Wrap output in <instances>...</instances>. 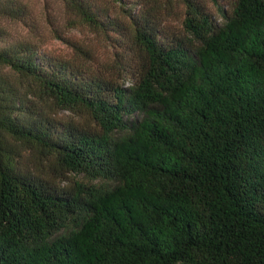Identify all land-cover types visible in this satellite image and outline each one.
<instances>
[{"label":"trees","instance_id":"16d2710c","mask_svg":"<svg viewBox=\"0 0 264 264\" xmlns=\"http://www.w3.org/2000/svg\"><path fill=\"white\" fill-rule=\"evenodd\" d=\"M61 1L130 84L0 27V264H264V0Z\"/></svg>","mask_w":264,"mask_h":264},{"label":"rangeland","instance_id":"374dc122","mask_svg":"<svg viewBox=\"0 0 264 264\" xmlns=\"http://www.w3.org/2000/svg\"><path fill=\"white\" fill-rule=\"evenodd\" d=\"M26 6L28 11V21L30 26L16 23L10 19L0 18V27L5 29L10 36L22 39L36 41L37 44L43 46L47 51L62 56L80 55L79 51L75 54V45H78L82 50L90 55L96 62L95 67L114 74L119 77V81L125 80L122 76L123 72H119L117 68L118 58L114 54L111 44L87 28L79 26L78 18L65 6L61 0H17ZM170 6L173 8V14L180 12L179 3L176 0H169ZM105 4L111 8L113 2L104 0ZM168 0H153L154 6H163ZM220 3L227 7V0H221ZM214 9L215 18L220 21V16L217 9ZM174 24H177L175 20ZM88 58V59H89Z\"/></svg>","mask_w":264,"mask_h":264}]
</instances>
